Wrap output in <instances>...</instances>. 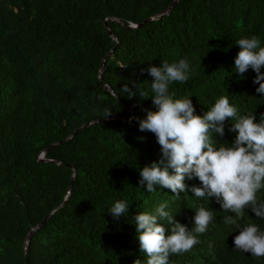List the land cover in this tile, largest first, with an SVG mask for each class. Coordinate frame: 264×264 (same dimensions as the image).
I'll return each mask as SVG.
<instances>
[{
    "label": "trees",
    "instance_id": "obj_1",
    "mask_svg": "<svg viewBox=\"0 0 264 264\" xmlns=\"http://www.w3.org/2000/svg\"><path fill=\"white\" fill-rule=\"evenodd\" d=\"M175 1L0 0V264H146L134 216L154 214L165 202L189 229L198 208L214 213L206 233L198 234L200 243L170 255L169 264H264V257L234 249L238 230L224 217L235 214L223 211L215 197L175 196L162 186L147 192L139 185L140 170L161 155L155 135L141 132L135 119L146 116L143 109L155 110L153 78L143 69L186 57L189 79L169 85L174 99H191L197 115L220 96L238 115L254 114L257 123L264 114L256 73L249 68L240 75L234 68L240 38L256 36L264 47V0H180L170 16L144 24ZM111 18L126 26L108 21L117 40L106 29ZM132 81L148 96L123 94ZM127 105L133 119L105 121L129 115ZM105 110L112 114L106 117ZM98 120L104 121L47 154L62 167L37 161ZM234 122H225L223 137L211 134L217 147L234 143ZM69 166L78 172L71 199L35 233L27 255L30 233L65 202L75 174ZM185 183L200 186L197 178ZM257 198L264 200V188ZM116 201L129 204L118 220L108 212ZM237 222L264 230V218L249 209Z\"/></svg>",
    "mask_w": 264,
    "mask_h": 264
},
{
    "label": "clouds",
    "instance_id": "obj_2",
    "mask_svg": "<svg viewBox=\"0 0 264 264\" xmlns=\"http://www.w3.org/2000/svg\"><path fill=\"white\" fill-rule=\"evenodd\" d=\"M240 51L234 60L236 73L243 75L251 68L258 84L256 92L264 94V47L256 36L242 37L237 42ZM125 68V65H119ZM151 81V100L155 110L143 109L146 116L139 120L141 132H151L160 145L158 161L144 166L139 175V185L147 192L154 186L170 189L175 196L181 192H192L197 198L215 197L225 212L224 222L236 226L234 249L252 256L264 257V230L254 223L239 224L245 209L256 217L264 218V200L257 198V192L264 188V114L257 123L254 114L238 115L227 96H220L203 115L195 114V108L188 97L174 99L169 92L172 82L184 83L189 79L190 63L185 58L147 69ZM131 87L125 83L120 90L128 98L145 97L148 92L140 89L135 81ZM112 112L105 110L106 117ZM133 118H130V120ZM235 121L229 132L237 133L234 143L217 147L211 134H225V122ZM185 178H197L200 186L189 187ZM167 202L159 205L154 214L140 212L134 216L137 238L146 264H169L173 254L189 252L200 243L198 234H204L214 218L213 211L204 207L195 210L193 227L189 229L166 211ZM114 219L129 212L127 201H116L108 211ZM166 222V223H163ZM170 234L166 235V227ZM211 247V244L209 245ZM134 264H142L136 259Z\"/></svg>",
    "mask_w": 264,
    "mask_h": 264
},
{
    "label": "water",
    "instance_id": "obj_3",
    "mask_svg": "<svg viewBox=\"0 0 264 264\" xmlns=\"http://www.w3.org/2000/svg\"><path fill=\"white\" fill-rule=\"evenodd\" d=\"M179 2H180V0H176L175 3H174L169 9H167L165 12L160 13V14L157 15L156 17H153V18H151V19H149V20H146V21L144 22V24H147V23H153V22H156V21L161 20L162 18H165V17L170 16L171 13L175 10V8H176V6L178 5ZM108 21L116 22V23L122 25L123 27H126V26H125V25H124L119 19H117V18H111V19L107 20V23H106V29H107V31L110 33V36H111L112 38H114L115 40H117L116 36H114V35L110 32V30H109V27H108ZM142 27H143V25H141V26H135V25H132V26H130V27H128V28H130V29H140V28H142ZM112 53H114V51H113ZM109 57H110V56H109ZM109 57H108V58H109ZM105 66H106V63H104L103 66H102L101 69H100V74H99V78H100V80H102V76H103V73H104V70H105ZM103 86H104L105 90H107L109 93L115 95V93H114V91L112 90L111 87H109V86L106 85V84H104ZM127 107H128L129 110H130V114H129V115H126V116H116V117H113V118L106 119L105 121H124V120H127L128 118L134 116L135 113H134L133 109L131 108V106H130V105H127ZM103 121H104V120H98V121H94V122H91V123H89V124H85V125H83L82 127H80V128L75 132V134H74L73 136H71V137L67 138L66 140H63V141L59 142V144H55V145L51 146L50 148H48L47 150H45V151L43 152V154H42L40 157L37 158V161H38V162H42V163H47V164H54V165H56V166H60V167H62L63 165H62L61 163L56 162V161H50V160H48V159H47V154H48L52 149H54V148H56V147H59V146H61V145H63V144H66V142L75 139V138L80 134V132H81L82 130H84L87 126L96 125L97 123H101V122H103ZM69 169H71L72 171H74L75 174H74V177H73V183H72V185H71V188H69V192H68V195H67V197H66V199H65V202H64V203H63V204H62L57 210H55V211H54V212H53L48 218H46V220H45L42 224H40L38 227H36V228L33 230V232L30 233V235L28 236L27 241H26V251H27V255L29 254V249H30V246H31L32 240L34 239L35 233L38 232V231H40V230L45 226V224L48 222V220H49L53 215H55V214H57L59 211H61V210L66 206V203L69 201V199H71V196H72V194H73L74 187H75V181H76V179H77V177H78V172H77V170H76L74 167H72V166H69ZM28 264H30L29 259H28Z\"/></svg>",
    "mask_w": 264,
    "mask_h": 264
}]
</instances>
